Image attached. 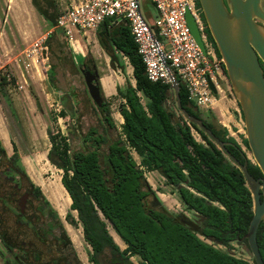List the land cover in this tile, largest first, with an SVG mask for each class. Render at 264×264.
Here are the masks:
<instances>
[{
	"label": "trees",
	"instance_id": "obj_1",
	"mask_svg": "<svg viewBox=\"0 0 264 264\" xmlns=\"http://www.w3.org/2000/svg\"><path fill=\"white\" fill-rule=\"evenodd\" d=\"M32 4L55 28L60 16L55 0H32ZM197 6L201 8L199 0ZM202 18L208 38L222 59L205 16ZM96 37L110 58L111 67L126 79V86L116 88L121 100L119 113L124 121L122 134L110 142L98 128L92 127L84 136V143L90 149L72 151L64 135L50 130L51 148L47 155L48 161L63 172L61 183L71 198V211L78 214V221L71 212L66 215V221L73 227L82 225L84 239L93 251L90 261L107 264L102 263L101 257L108 253L114 260L125 258L129 263L131 257L138 256L141 264H256L253 258L251 261L237 258L230 252L233 243L248 248L244 237L254 215L252 193L242 171L203 130L186 120L178 108L169 106L170 97H175L171 84L149 80L125 21L106 20L96 31ZM126 61L133 69L135 86L127 78ZM82 66L97 71L84 62ZM223 69L227 77L224 65ZM48 77L52 80L56 77L52 68ZM100 79L103 102L98 111L103 125L115 130L111 105ZM177 81L181 102L188 113L202 119L241 164L247 163L255 178L262 177L258 165L248 158L229 130L215 123L212 111L200 110L189 99L188 90L178 77ZM7 83V78L2 77L1 84ZM61 114L65 117L66 110ZM241 114L244 119L242 109ZM242 143L251 152L245 137ZM12 146L14 153L8 157L0 140V154L28 180L36 199L42 203L38 206L41 217L51 223L49 233L54 224L61 226V219L42 189L29 178L16 145ZM104 147H107L106 153H102ZM146 170L158 172L173 187L187 211L192 213L191 218L175 214L164 206L149 185ZM109 226L124 242L125 250L114 240ZM0 234L6 247L11 248L5 239L7 231L3 232L0 227ZM258 243L264 259V222L259 227Z\"/></svg>",
	"mask_w": 264,
	"mask_h": 264
},
{
	"label": "rangeland",
	"instance_id": "obj_2",
	"mask_svg": "<svg viewBox=\"0 0 264 264\" xmlns=\"http://www.w3.org/2000/svg\"><path fill=\"white\" fill-rule=\"evenodd\" d=\"M140 1L143 13L156 19L157 10L151 5L150 0ZM55 2L61 13L71 0ZM55 30L57 29L52 28L38 13L32 0H0V140L6 153L7 150L11 152L10 145H16L29 178L42 189L43 193V189L49 191L50 187H59L63 173L47 159L51 148L48 131L54 133L59 131L64 135L72 151H88L90 148L84 143V136L90 128H98L111 142L121 136L124 122L119 113L121 100L117 97L116 88L120 85L119 81L123 87L126 86V79L119 70L111 67L110 58L99 45L96 32L77 36L76 40L71 42L63 33ZM50 32L51 39L48 40ZM44 37L48 40H45L48 50L46 57L44 59L39 57L37 62L36 57L33 58L28 52ZM83 62L91 68H96L101 78L104 94L111 105L115 130L108 129L102 123V116L90 96L82 72ZM126 65L127 78L135 85L133 69L128 61ZM51 68L56 75L54 80L48 77ZM216 76L220 92L216 95L214 107L210 110L215 116V123L226 127L230 135L242 145L248 158L256 164L252 153L242 143V138H246L245 121L229 79L224 73ZM2 77L7 78V84H1ZM143 102L145 103L144 98ZM63 103H66L65 106ZM169 106L177 109L173 95L170 97ZM63 110L67 112L65 117L61 114ZM195 136L201 141L197 133ZM7 144L8 149L5 147ZM106 149L107 147H104L102 153H106ZM13 153L14 150L10 156L7 153V156L11 157ZM0 155L2 157L0 169L3 170L9 161L6 156ZM134 157L140 162L136 154ZM36 159L40 160L39 164ZM145 176L168 210L192 217V213L187 211L179 196L174 193L173 187L167 185L158 172L146 170ZM21 180L23 189L30 188L26 178L23 177ZM13 193V184L0 175V225L2 224V230H6L9 238L14 241L13 246H17L14 252L25 258L24 249L34 237L26 227L18 228L19 207L17 199L11 196ZM41 204V201L32 198L27 212L28 219L33 217L34 225L40 232L46 234L47 238L44 243L36 242V248L43 254L38 259L40 260L38 264H41V260L45 261L48 256H59V252L67 255L73 264H93L90 261L93 251L84 239L82 225L79 223L78 227H73L66 221V215L70 212L78 221L77 212H72L70 205L63 212H59L51 203L61 219V226L54 224L55 227L48 233L51 223L47 218L41 217V213L38 214L36 210ZM109 231L114 240L119 239L117 244L121 250H125L126 245L110 226ZM22 242H26L25 246H22ZM208 243L212 244L211 241ZM220 248L226 250L225 247ZM0 252L2 253L0 264H4L3 259H9L11 256L1 238ZM230 252L237 258L249 261L252 259L246 245L233 243ZM110 259L111 255L108 253L101 257L102 263H108ZM141 263L142 260L138 256L130 259V264Z\"/></svg>",
	"mask_w": 264,
	"mask_h": 264
},
{
	"label": "built area",
	"instance_id": "obj_3",
	"mask_svg": "<svg viewBox=\"0 0 264 264\" xmlns=\"http://www.w3.org/2000/svg\"><path fill=\"white\" fill-rule=\"evenodd\" d=\"M198 0H150L157 17L143 13L140 0H71L60 13L56 29L71 42L77 36L96 32L106 20L125 21L152 82L171 84L169 69L186 86L189 99L202 111L214 107L220 85L216 74L224 73L223 61L209 40L197 8ZM193 17L205 51L197 43L188 25ZM50 32L48 34H51ZM46 37L33 45L30 56L46 57ZM216 88L213 92L211 84Z\"/></svg>",
	"mask_w": 264,
	"mask_h": 264
},
{
	"label": "water",
	"instance_id": "obj_4",
	"mask_svg": "<svg viewBox=\"0 0 264 264\" xmlns=\"http://www.w3.org/2000/svg\"><path fill=\"white\" fill-rule=\"evenodd\" d=\"M203 13L224 63L227 77L241 106L246 129V139L253 158L262 172L255 178L247 163L241 164L206 126L202 119L188 113L180 98V86L172 70L171 87L175 93L176 106L183 117L196 124L224 151L242 171L247 186L252 193L254 207L248 233L245 239L256 264H264L258 231L264 222V0H199ZM191 33L202 50L205 51L200 33L190 13H187ZM260 22L261 24H259ZM91 98L101 106L103 98L98 84V72L82 69ZM211 88L217 93L212 83ZM135 86V85H134ZM23 206V205H22Z\"/></svg>",
	"mask_w": 264,
	"mask_h": 264
},
{
	"label": "flooded vegetation",
	"instance_id": "obj_5",
	"mask_svg": "<svg viewBox=\"0 0 264 264\" xmlns=\"http://www.w3.org/2000/svg\"><path fill=\"white\" fill-rule=\"evenodd\" d=\"M197 5V3H196ZM198 8L199 14H200V18L205 26L206 29V23L204 22L202 15H204L203 13V9L202 7ZM259 24H261L260 22H258ZM261 64L264 68V64L261 61ZM94 73V72H93ZM1 155H0V164L1 162ZM0 175L3 177L4 180L10 182L11 184H13V188H14V193L11 195L12 198L17 199V204L19 207V212L17 213V225L18 228H27L31 235L34 237L32 242H29L27 244V247L24 249V255L25 258H21L19 255H17L14 250L17 246H13L14 241L11 240L9 238V236H5V239L8 241L9 246L11 248L6 247L5 245V240L3 239L2 234H0V238H1V242L5 245V247L7 248V252L9 253L10 258H6L3 259L4 260V264H38V262H40V260H38L41 255H43L42 253H39V250L36 248V242H45V240L47 238H45L46 234L40 232L39 229L36 228V226L34 225V218L31 217L28 219V207L30 204V201L32 198H36L34 195V191L33 189L27 188V189H23L22 184H23V180H21L23 177L18 173V168L16 165H14L12 162H7L5 164L4 169H0ZM23 205V206H22ZM37 213H39L38 207H37ZM1 218V217H0ZM2 226V224L0 225V227ZM3 231V230H2ZM3 232H6L3 231ZM8 233V232H7ZM36 238V239H35ZM26 242H22V246H25ZM20 247V246H19ZM57 251V250H56ZM59 256L57 257H51L48 256L47 259L45 261L41 260V264H73V261L69 260L67 255L65 254H61V252H59ZM111 261V262H110ZM110 261L107 264H130L128 261L125 260V258H119L117 260H114L113 257H111Z\"/></svg>",
	"mask_w": 264,
	"mask_h": 264
},
{
	"label": "bare ground",
	"instance_id": "obj_6",
	"mask_svg": "<svg viewBox=\"0 0 264 264\" xmlns=\"http://www.w3.org/2000/svg\"><path fill=\"white\" fill-rule=\"evenodd\" d=\"M37 160V164L40 163L39 159ZM42 162V161H41ZM32 170V169H31ZM55 186V185H54ZM44 193L46 195V197L48 198V200L54 205V207L59 211V212H63L65 210V208L72 203L70 196L68 195V193L66 192V190L59 185V187H53V188H49V191L46 189H43ZM120 238V237H119ZM121 239V238H120ZM116 242H118L117 239H115Z\"/></svg>",
	"mask_w": 264,
	"mask_h": 264
},
{
	"label": "crops",
	"instance_id": "obj_7",
	"mask_svg": "<svg viewBox=\"0 0 264 264\" xmlns=\"http://www.w3.org/2000/svg\"><path fill=\"white\" fill-rule=\"evenodd\" d=\"M119 84H120L119 86H122L120 81H119ZM5 147L8 149L9 148V144H7V146H5ZM10 147H11V152H9V150H7V153H8L9 156L12 154V151H13V146L10 145ZM59 182H60V180H59ZM60 186H61V183H60ZM62 189H63V187H62Z\"/></svg>",
	"mask_w": 264,
	"mask_h": 264
}]
</instances>
